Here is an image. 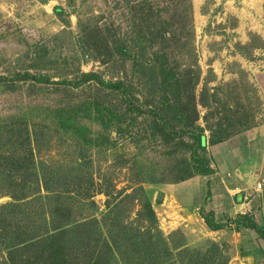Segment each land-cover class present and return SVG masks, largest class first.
<instances>
[{
  "label": "trees",
  "instance_id": "obj_1",
  "mask_svg": "<svg viewBox=\"0 0 264 264\" xmlns=\"http://www.w3.org/2000/svg\"><path fill=\"white\" fill-rule=\"evenodd\" d=\"M66 2L70 5V0ZM113 2L120 9L122 31L121 23L115 25L112 19H104L102 30L94 28L98 34L86 33L87 39L80 41L79 45L85 46L81 49L82 55L110 66L115 61L123 67L121 70L129 63V71L143 78L147 93L139 105L145 106L150 117L142 136L172 142L171 153L177 149L188 153L187 158L174 161L177 175L173 181L209 174L206 147L224 141L242 128L232 129L235 118L222 119L223 112L211 126L209 120L218 113V104L215 88L207 87V81L197 94V103L206 108L198 115L193 94L198 67L192 61L177 69L168 62L170 47L181 48L189 42L191 31L186 37L190 27L185 25L189 1ZM61 10L60 6L54 8L57 14ZM247 46L252 47L245 44L241 48ZM21 76L34 82H50L47 76L26 70ZM91 81L122 96L129 121L143 112L141 106L129 99L130 84L120 78L106 80L94 71H87L80 72L76 79H60L58 83L77 87ZM102 104V101L83 99L73 107H56V127L76 136L73 144L77 145V156L68 162L37 160L35 153L49 147L45 126L26 122L20 116L0 123V197H8L0 203V264H193L190 260L204 264L199 258L193 260L189 250H185L179 230L163 234L158 229L147 201L140 204L135 217L128 219L121 203L129 195L120 196L122 190L113 188L109 175L94 182L91 161L86 157L97 141L73 117L95 119L105 128L116 125L121 132L118 123L124 121L121 117L124 113ZM220 107L224 110L222 104ZM198 119L203 122L202 126L196 123ZM242 126L244 129L246 125ZM135 178L139 180L136 174ZM189 187L193 199H180L185 206L196 203V189L194 185ZM95 193L106 196L103 211L98 210L92 199ZM201 217L211 230L222 226L214 221L211 211L202 212ZM232 221L235 230L252 229L264 240V224H257L253 215L237 213Z\"/></svg>",
  "mask_w": 264,
  "mask_h": 264
},
{
  "label": "rangeland",
  "instance_id": "obj_2",
  "mask_svg": "<svg viewBox=\"0 0 264 264\" xmlns=\"http://www.w3.org/2000/svg\"><path fill=\"white\" fill-rule=\"evenodd\" d=\"M66 1L0 0V123L20 116L26 122L45 126L49 147L35 153L37 160L68 162L77 156V145L73 144L76 136L56 127V107H73L83 99L111 105L117 112L124 113L121 115L124 121L118 123L124 132H118L116 125L105 128L95 119L73 118L76 123L84 124L87 135L97 141L86 157L91 161L94 182L109 175L113 188L122 190L120 196L129 195L122 198L121 203L128 219L135 217L145 200L163 234L174 230L183 234V247L189 250L193 260L194 252L198 251L204 262L210 257L209 253L211 256L220 253V257L208 259V264H264V240L256 232L252 237L263 240L262 244L252 243V238L250 242L259 249L256 254L259 256L253 254L247 258L242 247L229 243L231 237L225 239L227 246L219 245V241L213 246L210 236L198 229L201 213L208 211L202 191H192L196 194V203L182 205L180 199H193L189 185L201 178L195 174L180 182L173 181L177 175L174 161L187 158L188 153L179 149L171 153L172 142L142 136L150 117L145 106L139 105L147 93L143 78L129 71V63L121 70L123 67L115 61L110 66L82 55L81 49L85 46L79 45L80 41L87 39L86 33L98 34L94 28L102 30L104 19H112L115 25L121 23L119 29L122 31L123 23L118 18L120 9L113 5L114 0H70V5H66ZM188 1L185 25L190 27L186 36L189 37L191 31L190 43L181 48L170 47L168 62L177 69L192 61L198 67V82L193 92L198 115L206 109L196 100L203 82L215 88L218 113L210 118L211 126L223 112L222 119L235 118L232 129H243L242 124L246 125L244 129L250 128L262 120L264 111V0ZM57 6L62 9L59 14L54 12ZM245 44L252 47L241 48ZM24 70L45 75L50 82L21 78ZM87 71H94L106 80H125L131 86L130 101L141 106L143 112L129 121L130 115L123 110L125 100L122 96L117 91L99 87L95 81L77 87L58 83L60 79H76L80 72ZM196 123L203 125L200 119ZM164 184H176L173 196L162 195L160 189ZM157 193L162 195L159 202L155 200ZM92 199L98 210L103 211L106 196L95 193ZM6 200L8 197H0V203ZM234 251L241 254L240 259L230 257Z\"/></svg>",
  "mask_w": 264,
  "mask_h": 264
},
{
  "label": "crops",
  "instance_id": "obj_3",
  "mask_svg": "<svg viewBox=\"0 0 264 264\" xmlns=\"http://www.w3.org/2000/svg\"><path fill=\"white\" fill-rule=\"evenodd\" d=\"M261 116L262 120L250 128L242 129L224 141L209 145L207 151L211 172L200 175L201 179L193 183L195 191L199 189L204 193L206 207L213 213L214 221L222 223L220 228L211 230L200 218L198 229L210 236L213 246L217 245V241L219 245L227 246L225 239L231 237L229 243L242 247L247 258H251L254 251L259 254L258 248H254L252 243H261L262 240L252 237L255 234L252 229L235 230L232 218L237 213H248L253 215L257 224H264V111ZM262 179L263 182L257 189L255 185ZM175 185L164 184L160 192L167 197L173 196ZM197 252H194V257L201 259L203 255L198 256ZM233 253L235 254L231 258H241L238 251ZM219 254L211 256L209 253L210 257L206 258L215 259L220 257ZM256 254L254 257L259 256ZM202 261L208 264L203 259Z\"/></svg>",
  "mask_w": 264,
  "mask_h": 264
},
{
  "label": "water",
  "instance_id": "obj_4",
  "mask_svg": "<svg viewBox=\"0 0 264 264\" xmlns=\"http://www.w3.org/2000/svg\"><path fill=\"white\" fill-rule=\"evenodd\" d=\"M161 197H162L161 193H157V194H156V197H155V200H156L157 202H159V201L161 200Z\"/></svg>",
  "mask_w": 264,
  "mask_h": 264
},
{
  "label": "built area",
  "instance_id": "obj_5",
  "mask_svg": "<svg viewBox=\"0 0 264 264\" xmlns=\"http://www.w3.org/2000/svg\"><path fill=\"white\" fill-rule=\"evenodd\" d=\"M261 184H262V182H261V183L257 182L256 185H255L256 188H257V189L260 188Z\"/></svg>",
  "mask_w": 264,
  "mask_h": 264
}]
</instances>
